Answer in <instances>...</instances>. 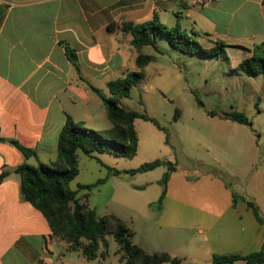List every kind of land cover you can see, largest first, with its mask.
Returning a JSON list of instances; mask_svg holds the SVG:
<instances>
[{"label":"rangeland","instance_id":"obj_1","mask_svg":"<svg viewBox=\"0 0 264 264\" xmlns=\"http://www.w3.org/2000/svg\"><path fill=\"white\" fill-rule=\"evenodd\" d=\"M158 46L164 54L144 48L157 59L120 106L149 116L162 129L137 119L139 146L132 159L112 153L92 159L78 151L80 173L71 188L93 186L78 196L89 193L100 218L124 221L133 243L149 254L165 252L180 264H213L215 254L259 251L264 226L244 199L264 218V76L246 75L225 56L183 53L164 35ZM232 112L244 113L252 125L232 121L226 115ZM156 160L165 163L127 173ZM116 248L111 239L112 251Z\"/></svg>","mask_w":264,"mask_h":264},{"label":"crops","instance_id":"obj_2","mask_svg":"<svg viewBox=\"0 0 264 264\" xmlns=\"http://www.w3.org/2000/svg\"><path fill=\"white\" fill-rule=\"evenodd\" d=\"M154 16L204 49L225 43V58L236 68L256 46L264 50V0H0V175L8 172L0 183V264H122L111 237L106 257L88 260L69 250L22 198L16 169L58 161L67 116L90 129L111 128L89 84L109 97L110 81L137 70L133 37L120 26ZM66 45L77 54L79 71ZM149 56L148 70L157 59ZM12 141L36 156L26 159Z\"/></svg>","mask_w":264,"mask_h":264},{"label":"trees","instance_id":"obj_3","mask_svg":"<svg viewBox=\"0 0 264 264\" xmlns=\"http://www.w3.org/2000/svg\"><path fill=\"white\" fill-rule=\"evenodd\" d=\"M125 33L132 35V45L138 51L136 60L137 70L128 72L123 77L114 79L107 84L110 96H105L101 90L89 84L90 88L102 99L111 128L94 130L77 124L71 116H67L65 126L60 132L58 140V161L48 165L40 163L31 166L24 163L16 169L21 178L22 198L42 212L51 227L52 233L61 241L66 242L69 250L80 251L88 260L106 257L109 254V241L111 237L118 245L117 253L120 254L122 264H180L181 260L165 252L149 254L132 241L134 235L124 221L115 215L100 218L88 202L89 193L81 199L80 191H90L93 186L79 185L78 190L71 188V182L79 175L78 151L92 159H98L96 154L112 153L116 157L132 159L137 155L139 137L135 129V121L143 119L151 121L160 129L159 124L149 116L124 109L120 102L131 96L133 88L144 77L145 70L152 62V57L145 55L142 49L153 47L162 53L158 46L160 35L166 36L170 46L183 53L199 51L211 57L225 56L227 45L217 42L209 50L202 48L193 38L181 32L179 26L169 28L162 24L157 16L144 24L134 25L123 23L120 26ZM70 62L79 71L78 58L75 51L68 45L65 46ZM238 68L250 77L264 76V50L256 46L251 56L244 58ZM202 106V103H199ZM234 122L250 126L249 118L240 112L226 114ZM12 143L20 149L25 158L36 156V152ZM165 162L156 160L145 163L138 169L128 171L130 175L145 173L156 169ZM170 172L175 170L169 163ZM115 175L120 172L115 171ZM8 172L0 175V183L7 177ZM170 173L163 179V193L160 198L162 203L167 192V183ZM102 181H99L101 183ZM260 225L264 226L258 206L253 201L244 199ZM245 261L246 264H264V243L259 251L246 255H213V264H235Z\"/></svg>","mask_w":264,"mask_h":264},{"label":"built area","instance_id":"obj_4","mask_svg":"<svg viewBox=\"0 0 264 264\" xmlns=\"http://www.w3.org/2000/svg\"><path fill=\"white\" fill-rule=\"evenodd\" d=\"M156 1H160V0H156ZM210 1H212V0H205L206 3L210 2Z\"/></svg>","mask_w":264,"mask_h":264}]
</instances>
